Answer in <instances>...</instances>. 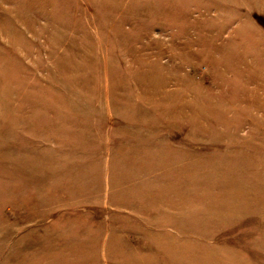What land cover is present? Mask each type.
Masks as SVG:
<instances>
[{
	"label": "rangeland",
	"instance_id": "374dc122",
	"mask_svg": "<svg viewBox=\"0 0 264 264\" xmlns=\"http://www.w3.org/2000/svg\"><path fill=\"white\" fill-rule=\"evenodd\" d=\"M0 264H264V0H0Z\"/></svg>",
	"mask_w": 264,
	"mask_h": 264
}]
</instances>
